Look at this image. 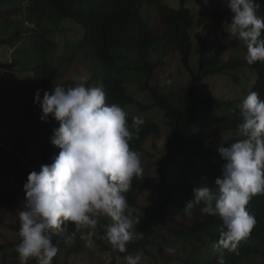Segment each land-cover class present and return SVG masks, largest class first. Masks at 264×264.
Masks as SVG:
<instances>
[{
    "label": "trees",
    "instance_id": "16d2710c",
    "mask_svg": "<svg viewBox=\"0 0 264 264\" xmlns=\"http://www.w3.org/2000/svg\"><path fill=\"white\" fill-rule=\"evenodd\" d=\"M256 2L261 6L258 15L264 16V0ZM219 4L222 8L217 9ZM152 5L157 6L155 17L148 11ZM210 7V17L219 31L215 45L212 34L193 32L196 19ZM224 7L227 0H178L177 5L163 0H0V47L13 48L12 62L0 57V70L30 73L45 90L56 84L71 87L85 77L86 86L104 90L106 103L119 104L128 113L130 128L133 117L144 119L139 133L129 142L139 154L146 153L150 141L163 137L160 124L145 112H162L169 128V142L153 146L156 176L134 178L124 194L133 215L140 218L136 236L141 238L130 241L127 251L121 253L102 238L111 224L110 217L102 216L95 228L100 249L114 256L109 264H117L118 257L128 255L153 258L157 263L161 260L162 264H218L219 253L211 245L219 237L221 219L203 214L201 205H195L190 216L183 209L193 196V188L212 185L221 176L223 160L217 149L234 141L228 139L230 134L238 138L237 105L241 99L250 91L264 99V63L249 65L245 61L246 47L231 36L232 13L229 9L227 16ZM157 26L163 32L154 33ZM68 33L74 35L67 38ZM196 41L200 51L194 68ZM173 50L180 53L191 78L184 86L164 91L161 79L157 80ZM71 72L76 73L75 80H63ZM126 75L137 76L140 89L150 94L151 104H143L132 95ZM34 99H26L24 129L15 138L16 149L0 145V159L22 180V186L31 171L51 163L60 151L50 141L58 122L49 117L44 121L41 165L37 167V159L29 154L25 128L30 120L42 115ZM134 110L140 114H134ZM147 191L159 194L157 206L139 205ZM246 208L256 224L236 252L224 251L226 264H264V195L254 196ZM83 235L71 222L62 225L53 236L58 247L53 264L82 253ZM18 243L0 244L3 264L19 260L15 251ZM166 247L173 251H165ZM28 264H36V260L30 259Z\"/></svg>",
    "mask_w": 264,
    "mask_h": 264
},
{
    "label": "clouds",
    "instance_id": "9594fccd",
    "mask_svg": "<svg viewBox=\"0 0 264 264\" xmlns=\"http://www.w3.org/2000/svg\"><path fill=\"white\" fill-rule=\"evenodd\" d=\"M232 13L229 32L245 47V61L264 63V16L256 0H227ZM43 92L41 98L40 93ZM34 102L41 121L58 122L50 137L60 149L49 164L33 170L23 184L25 193L18 210L20 242L15 251L20 264H53L58 247L53 236L67 222L77 229H95L102 216L110 217L105 237L114 250L127 251L136 236L140 218L133 215L126 196L134 178L143 177L140 154L130 147L145 121L132 118L116 103H106L100 87L86 86L80 77L71 87L60 84L51 90L37 89ZM238 139L217 151L223 160L221 176L212 185L193 188L183 209L192 215L195 205L222 221L219 237L211 247L219 253L218 264H226L224 251L236 252L256 224L246 206L256 195H264V99L250 91L237 105ZM134 129L135 131H133ZM91 237L94 233L89 232ZM91 244V241H89ZM127 264H141V257L128 255Z\"/></svg>",
    "mask_w": 264,
    "mask_h": 264
},
{
    "label": "rangeland",
    "instance_id": "374dc122",
    "mask_svg": "<svg viewBox=\"0 0 264 264\" xmlns=\"http://www.w3.org/2000/svg\"><path fill=\"white\" fill-rule=\"evenodd\" d=\"M169 2L170 4L177 5L178 0H163ZM153 7V8H151ZM157 6H149L148 11L155 17L157 15L156 8ZM222 8V4H219L217 9ZM224 13L229 15V9L224 7ZM208 8V13L200 15L196 19V24L193 29V32H204V34H212L213 45L218 41L219 31L215 28L213 24L212 17H210L212 11L210 12ZM224 23V21H223ZM163 32V28L158 26L154 30V33ZM74 35V33H68L67 38ZM77 41V40H76ZM200 51V44L196 41L192 56V66L195 68L197 64V59ZM13 48L0 47V57L4 62L10 63L13 58ZM166 66L163 71L160 70V77L157 82L161 79V87L164 91H167L172 87H181L184 86L191 78L189 72L185 69L182 61L181 55L176 50H173L170 55L167 57ZM162 71V72H161ZM129 74V73H126ZM132 74V73H130ZM76 73L71 72L63 78V80H72L75 78ZM125 76V74H124ZM139 77V76H138ZM128 80V88L132 95H134L139 101L143 104H151L153 100L150 97V94L147 91H142L139 87V79L135 75H126ZM140 78V77H139ZM75 80V79H74ZM251 84V80H248V87ZM37 89H43V86L33 80L30 73H18L7 72L6 70H0V145L7 149H16L14 146L15 138L21 133L24 129L23 121L25 114V102L26 99L30 96H35ZM52 89V88H51ZM43 92L40 93L42 95ZM128 109H131L129 107ZM149 117H154L155 121L158 122L163 130V137L157 139V141H150L146 146L145 152L140 154L141 164L143 167V175L154 177L157 174V167L155 163V154H154V144L157 143L158 146L166 145L170 140V131L166 124L165 119L163 118L162 112L160 111H147L145 112ZM134 114H140L138 110H134ZM44 121H41L40 116L36 117L33 120H30L27 128L26 135V144L29 150V154L33 159H37V167L41 165L42 154L44 151V142H45V127ZM234 134H230L228 139L235 138ZM227 139V140H228ZM223 141V140H222ZM231 142L227 141V146ZM57 154H54V157ZM53 157V158H54ZM0 164H3V161L0 159ZM11 195L12 198H5ZM5 196V197H3ZM25 193L23 191L22 180L17 177V175L10 173V168L6 164L0 168V244L8 243H18L20 242L19 237V223H18V210L21 207L24 200ZM139 205L145 203H150L154 206H157L159 203V194L155 191H147L141 195ZM141 213L140 208L137 209ZM201 215V212L194 217L196 220ZM112 223V221H111ZM139 227V223L134 227L133 231L136 234V231ZM84 233V244L85 248L82 253L76 256L69 258H64L59 261V264H109L114 258L113 255L107 252H103L100 249V246L95 240L97 236L95 229L91 228H80ZM89 232L94 233L91 237L88 235ZM91 241V244H89ZM107 244H111L106 240ZM165 251H173L166 247ZM144 255V254H141ZM6 261H9V257H6ZM160 260L158 263L154 259L149 257H142L141 264H162ZM20 260L13 262L11 264H19ZM0 264L2 263V257H0ZM117 264H127L126 258L118 257ZM171 264H180L179 262L173 261Z\"/></svg>",
    "mask_w": 264,
    "mask_h": 264
}]
</instances>
